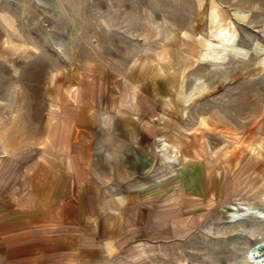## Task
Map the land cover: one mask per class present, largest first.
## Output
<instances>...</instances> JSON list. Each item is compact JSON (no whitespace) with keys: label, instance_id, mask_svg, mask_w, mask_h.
Masks as SVG:
<instances>
[{"label":"rangeland","instance_id":"rangeland-1","mask_svg":"<svg viewBox=\"0 0 264 264\" xmlns=\"http://www.w3.org/2000/svg\"><path fill=\"white\" fill-rule=\"evenodd\" d=\"M0 12L3 152L17 137L46 149L80 78L98 75V103L117 93L132 120L99 137L150 155L111 264H264V0H0Z\"/></svg>","mask_w":264,"mask_h":264},{"label":"crops","instance_id":"crops-1","mask_svg":"<svg viewBox=\"0 0 264 264\" xmlns=\"http://www.w3.org/2000/svg\"><path fill=\"white\" fill-rule=\"evenodd\" d=\"M90 77L80 78L78 101L59 135L50 130L46 149H35L39 137L31 144L17 137L3 152L14 140L0 139V264H111L127 236L137 203L132 174L145 173L150 155L121 134L99 137L102 124L132 122L131 112L120 113L117 93L103 92L98 103L99 77ZM21 144L28 153L19 154Z\"/></svg>","mask_w":264,"mask_h":264},{"label":"bare ground","instance_id":"bare-ground-1","mask_svg":"<svg viewBox=\"0 0 264 264\" xmlns=\"http://www.w3.org/2000/svg\"><path fill=\"white\" fill-rule=\"evenodd\" d=\"M257 247L259 248L260 252L264 253V244L262 242L258 243Z\"/></svg>","mask_w":264,"mask_h":264}]
</instances>
